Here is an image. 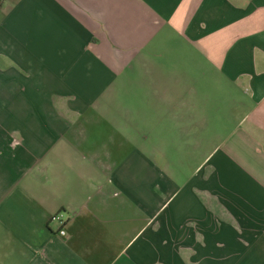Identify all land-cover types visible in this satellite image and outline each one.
<instances>
[{"label":"crops","instance_id":"obj_1","mask_svg":"<svg viewBox=\"0 0 264 264\" xmlns=\"http://www.w3.org/2000/svg\"><path fill=\"white\" fill-rule=\"evenodd\" d=\"M0 264H264V0H0Z\"/></svg>","mask_w":264,"mask_h":264},{"label":"built area","instance_id":"obj_2","mask_svg":"<svg viewBox=\"0 0 264 264\" xmlns=\"http://www.w3.org/2000/svg\"><path fill=\"white\" fill-rule=\"evenodd\" d=\"M52 221L56 222L59 227H62L65 222L67 221V217L64 215L63 212H58L52 216Z\"/></svg>","mask_w":264,"mask_h":264}]
</instances>
